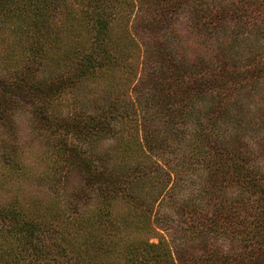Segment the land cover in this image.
<instances>
[{
  "label": "trees",
  "instance_id": "trees-1",
  "mask_svg": "<svg viewBox=\"0 0 264 264\" xmlns=\"http://www.w3.org/2000/svg\"><path fill=\"white\" fill-rule=\"evenodd\" d=\"M0 46V166L25 116L53 163L0 264H264V0H0Z\"/></svg>",
  "mask_w": 264,
  "mask_h": 264
},
{
  "label": "rangeland",
  "instance_id": "rangeland-1",
  "mask_svg": "<svg viewBox=\"0 0 264 264\" xmlns=\"http://www.w3.org/2000/svg\"><path fill=\"white\" fill-rule=\"evenodd\" d=\"M234 1V7L236 5L237 0ZM260 1V0H258ZM248 29L251 31H254L252 28V25L249 24ZM179 32L184 34L186 32V27L185 23L181 21L179 23ZM256 35H260L257 33ZM248 36V39L250 41H257L258 36ZM0 50H2V47L0 46ZM1 62V61H0ZM100 93L103 92L105 89H97ZM26 93L18 91L16 95L19 97V100L22 102V105L28 109L30 107L29 103V98L28 95H25ZM68 103V100H63L61 105H58L56 107L57 111H63L59 110V108H64L66 107ZM66 109V108H65ZM18 126L20 131V140L23 143V154L21 156V166H23L21 172L23 173L22 179H18L17 174H19L15 169L13 168H7L4 169L3 167L0 166V181L3 182L4 184L7 183L8 186H19L20 188L23 189L22 193L24 196L23 199L25 201H31L30 198L34 197H40V201L43 204L49 202V198L44 195L47 192V171L48 169L53 165L52 161L49 160L46 155H44V145L42 144L39 139L40 137L34 132L33 130V123L31 122L29 116H25L24 118H19L18 119ZM75 144L77 141L75 139L72 140ZM81 145V144H79ZM110 142H102L99 145V150L100 151H107L110 148ZM87 150V147H86ZM114 153H118L117 150H113ZM47 158V159H46ZM40 186V187H39ZM14 189V188H13ZM15 191V190H14ZM13 191V193H14ZM45 191V192H44ZM44 192V193H43ZM13 193H10L8 191L1 192L0 198L1 199H9V196L12 195ZM117 210L119 212H123L125 210L124 207H120L117 205ZM165 214H163V219L159 223H153L156 226V236H149L150 242L157 243L159 239L166 241L167 243H170L171 239H175V244L176 240L178 237L174 236V228L173 224L171 221L165 225ZM184 219V218H183ZM207 224V222H206ZM205 227V226H204ZM142 235L141 232L136 233L134 236ZM223 242V241H222Z\"/></svg>",
  "mask_w": 264,
  "mask_h": 264
}]
</instances>
